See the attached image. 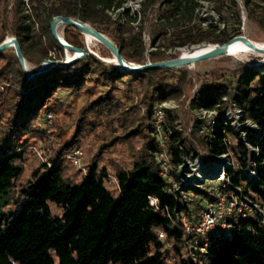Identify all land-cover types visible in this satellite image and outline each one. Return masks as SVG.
<instances>
[{
	"label": "trees",
	"instance_id": "obj_1",
	"mask_svg": "<svg viewBox=\"0 0 264 264\" xmlns=\"http://www.w3.org/2000/svg\"><path fill=\"white\" fill-rule=\"evenodd\" d=\"M6 1L0 0V5ZM205 1L219 18L215 24L204 25L194 0H143L142 12L149 11L153 17L143 20L140 30L134 31L132 18L119 23L106 14L112 7H121L124 0H31L33 20L28 22L21 0H16L10 21L1 17L0 10V44L11 34L27 62L62 60L63 48L53 38L50 24L54 17L63 16L91 25L117 46L126 61L142 65L146 64L144 23L148 24L150 45L156 48L149 54L151 63L165 60V43L170 49H189L201 44L222 45L242 35L235 0ZM243 6L247 18L264 29V0H243ZM68 28L64 40L83 48L67 36ZM7 50L0 53V264H167L169 252H173L176 264H264V226L257 215L248 212L246 216L234 212L230 217L232 236L215 238L206 253L194 252L196 262L191 259L188 241L193 236L186 232L181 218L195 225L207 195L195 190L201 200L193 206L169 191L172 184L161 176L160 165L152 155L158 148L151 138L130 170L115 171L116 196L105 189L107 175L98 173L96 164L89 166L78 185L69 184L62 160L79 139L95 132L97 122L90 120L91 115L99 110L114 115L116 107L111 105L109 91L81 110L74 137L59 144L51 159L53 167L34 170L13 201L11 194L24 173L21 164L25 159V149L17 144V137L32 124L38 125L47 113L68 116L63 105L55 101L56 94L95 97L89 85H115L128 79L151 90V103L162 102L181 96L189 74L176 69L125 74L117 66L87 54L70 66H56L28 81L15 53ZM55 50L58 55L50 57L48 53ZM174 71H179L176 78ZM232 75L236 83L233 90L224 75L211 74L192 105L222 114L234 103L243 110V120L258 126L255 135L243 128L245 138L236 136L229 126H216L215 141L202 145L211 156L233 154L237 167L227 170L229 184L237 189L238 197L245 196L264 207V69L241 66ZM166 114L173 120L169 111ZM31 134L43 139L38 133ZM56 136L61 139L64 132L59 129ZM166 146L173 181H178L182 172H177V165L184 157L199 153L178 131H173ZM251 148L258 150V156L252 155ZM251 162L257 172L254 181L243 174ZM151 199L156 200L155 205L150 204ZM51 206L60 210L59 216H53Z\"/></svg>",
	"mask_w": 264,
	"mask_h": 264
},
{
	"label": "rangeland",
	"instance_id": "obj_2",
	"mask_svg": "<svg viewBox=\"0 0 264 264\" xmlns=\"http://www.w3.org/2000/svg\"><path fill=\"white\" fill-rule=\"evenodd\" d=\"M235 1L237 2L240 12V30L242 35L250 39L252 42L264 43V29L258 27L247 18V12L243 6V0ZM255 1L260 3L263 2V0ZM15 3L16 0H7L5 2V5H7L5 10L3 8V6H5L4 2L1 3L0 10L3 13L1 16L2 18L4 17L7 21L12 19ZM203 9L202 16L206 17V19L212 18L211 22L215 24L219 19L218 16L212 14L213 12L207 5L203 7ZM21 10L22 14L26 16L22 6ZM207 23L209 22H206L204 25ZM222 27L223 25L220 24V28ZM65 30L66 25L64 24H60L57 28V33L63 39L65 36ZM134 31L136 30L134 29ZM142 32L145 36L144 37L142 34V40L146 48V63H148L150 62L149 54L147 52L148 44H150V35L147 23H144ZM67 36H69L72 41L81 45L87 51V54L96 57L108 65L116 66L113 64V57L110 52L98 42L93 41L87 43L85 37L82 34L77 33L76 29L72 27L68 28ZM10 37L13 36L7 34L6 38ZM65 42L67 41L65 40ZM165 48V60L179 56L182 51L179 49L168 48L167 43H165ZM57 52L58 51L56 50L50 51L48 55L54 58L58 55ZM63 52L62 60H65L67 54L64 49ZM7 53L12 54L14 53V50L8 49ZM69 53L71 54V52ZM102 54H105L106 57H101ZM26 63L29 73H33L36 67L40 64L29 63L27 61ZM257 64L260 65L256 67ZM241 66H253L258 70H262L264 69V56L252 52L238 56L227 55L198 61L192 65L180 67L176 70H185L189 74L186 84L182 89L181 96L179 98L169 99L162 102L151 103L149 101L151 98V90H145L138 82L128 79L117 82L115 85H103L98 87L95 85H89L93 93H95V97H74L62 92L56 94L55 101L63 105L68 116H53V114L47 113L41 118L38 125L32 124L26 133L17 137V144H20L25 149V159L21 164L24 173L16 183L11 194L13 201L15 200V197H18L20 188L26 184V182L31 180V175L34 170L41 169L42 166L46 169H51L53 167L51 159L54 158L55 151L59 144L62 140L71 142L74 137L77 124L76 120L79 118L81 110L87 104L95 100L97 96L108 94V91L112 98L111 105L116 107L114 115L110 116L103 110H99L95 115H91L90 120H96L97 122L95 132L88 133L79 139L73 151L67 154L62 160L64 176L69 181L70 185H78L79 180L87 174L89 166L96 164L97 172H103L107 175L104 182L105 189L116 196L117 181L115 178V171L117 169L130 170L134 162L143 155L145 144L150 138L155 141L158 148V151L152 153L154 160H156L157 163L159 162V154L161 152L168 156L167 142L165 148H161L158 146L154 138V112L163 102H171L175 105L174 108L166 110L170 112L173 120H169V118L166 117L167 114L165 112L163 119L164 124L170 128L176 127L177 131L186 138L187 142L189 144L191 142L195 146L200 155L206 156L208 152L205 149L204 144L202 145V143L207 141L205 136L206 133L200 129L201 126L196 122L197 107L192 105V101L198 96L204 85L211 79V74L224 75L228 80V83L231 81L232 90L235 89L236 83L232 74L236 73ZM178 72L179 71H174V78L178 76ZM0 90H2L1 84ZM237 110L242 111L232 103L225 111L227 114L231 113L235 118V121L231 122L230 128L236 136L245 138V134H243V131L240 128L248 126L247 121H244L241 116L240 123L238 122L237 115L240 116L244 114H238ZM148 126H150V128H148ZM59 129L64 132V137L61 139L56 136ZM251 130L253 131V135H255L256 131H254V129ZM31 133H38L40 136L42 135L43 139H40L39 137L33 138L34 135ZM146 133L147 137H145ZM252 153L254 155L256 154L255 151ZM211 163L210 160L207 161V164L210 165ZM228 163L233 165L234 168L237 167L233 154L228 156ZM207 185L214 186L215 183H207L203 188ZM190 198L192 200L190 203L193 206L199 204L201 200V198ZM51 210L53 216H59L61 213L60 210L54 206H51ZM160 238H163L161 234ZM188 247L190 250L189 255L192 259L194 253H191L192 248L190 246ZM166 262L167 264H176L173 252H169L166 255Z\"/></svg>",
	"mask_w": 264,
	"mask_h": 264
},
{
	"label": "built area",
	"instance_id": "obj_3",
	"mask_svg": "<svg viewBox=\"0 0 264 264\" xmlns=\"http://www.w3.org/2000/svg\"><path fill=\"white\" fill-rule=\"evenodd\" d=\"M194 1H196L199 5L197 9L199 16L206 22L211 23L212 18L206 19V17L202 16V12L204 10L203 7L206 5L209 7L210 3L205 0ZM142 3L143 0H124L121 7H112L106 10V14L112 21L119 23H123L128 20V18H132L131 25L136 31H139L140 23L146 18L151 19L153 17V14L149 11L146 14L142 12ZM21 6L23 7V11L26 13V21L28 22L33 20L31 0H21ZM212 14L215 13L213 12ZM155 50L156 48L148 44V54L154 52ZM236 95L239 96L237 92ZM174 107L175 105L171 102H163L155 109L154 112V138L158 146L161 148H165V144L172 135L173 131H177L176 127L170 128L163 122L166 110L172 109ZM237 112L238 114L244 113L243 110H237ZM196 116V122L201 126L200 129L203 132L205 131L204 133H206V140L210 143L215 141L214 130L216 126H223L224 128L228 126L230 127L231 122L235 121V118L231 113L227 114L225 111L224 113L220 114L217 110H205L202 106L197 107ZM241 116L243 118V115H237L239 123ZM219 118H221V120H218ZM244 121H247V129H254V131H256L255 134L259 133V128L255 123L250 120ZM249 124H252L253 126L251 127ZM243 128L240 129L243 131ZM222 131L225 133L224 129ZM243 134H245L244 131ZM251 151L256 152L255 155L252 153L253 156H258L257 149L251 148ZM159 155L160 159L158 164L161 168V176L162 178L166 179L167 182L172 184V187L169 191L175 197L179 196L184 203L191 204L190 202H192V200L190 197L201 198L195 194V190L203 191L207 195V198L203 200L204 208L199 213L198 222L195 225H191L183 216L181 218V221L186 228V232L189 234V236H193L188 241L189 246L192 248V253L196 251L206 253L212 240L215 238H230L233 232V228L230 223V217L234 212H237L242 216H246L247 212L253 213L257 215L264 226V207L254 203L245 196L238 197L234 192V190L237 189L231 187L229 184L227 179V170L234 168V166L228 163L227 154L218 156H211L208 154H206V156L200 154H191L188 157H184L182 159V163L177 165V172H182V174L179 175L178 181H173L172 178L173 166L170 154L167 156L165 153L161 152ZM209 160L212 162L210 165L207 164V161ZM250 164L251 165L249 168L243 171V174L249 181H254L257 178V172L255 170V164L252 162ZM261 166H264V162L261 163ZM211 182L215 183V185H207L205 188H203L205 184ZM224 189H228L230 192L226 194L223 192ZM150 204L155 205L156 200L151 199ZM192 256V259H195L194 262H196L197 256L195 253Z\"/></svg>",
	"mask_w": 264,
	"mask_h": 264
},
{
	"label": "water",
	"instance_id": "obj_4",
	"mask_svg": "<svg viewBox=\"0 0 264 264\" xmlns=\"http://www.w3.org/2000/svg\"><path fill=\"white\" fill-rule=\"evenodd\" d=\"M59 24H64L66 26L72 27L77 29L82 35L83 33L91 34L95 39H97L98 43L104 46L112 55V57L115 59V64L122 73L125 74H135V73H141V72H146L149 70L153 69H178L180 67L184 66H189L192 65L198 61L206 60V59H211L215 57H221L224 56L226 52V47L233 43L236 40H241L245 44H247L252 50L264 54V49L257 48L255 44L248 39L247 37L241 35V36H236L232 38L229 42L218 45V44H201L198 46H191L189 48V51L199 47V46H209L213 45L216 46L215 50L212 52H209L207 54H204L202 56H198L195 58H192L187 61H182L181 57L177 56L173 59H168V60H163V61H158V62H148L146 64H134L126 61L120 54L119 49L117 46L104 34L100 33L93 27H91L89 24H86L84 22H81L77 19L74 18H67L63 16H56L55 18L52 19V22L50 24V30L53 38L58 42V44L65 50V53L67 51L76 53L78 52L79 55L73 58L72 60L68 61L67 56L65 60H43L34 70L33 73H29L27 66H26V60L23 56L22 50L20 48L19 43L14 37L6 38L1 44H0V53L7 50V49H13L14 53L19 61V64L24 72L25 78L28 81H33L36 79L39 75L42 73L56 67V66H70L74 64L75 62L85 58L87 56V51L84 48H79L75 47L67 42L63 43L61 41V38L59 34L57 33V28ZM184 48H181L182 50ZM260 64H257L259 66Z\"/></svg>",
	"mask_w": 264,
	"mask_h": 264
},
{
	"label": "bare ground",
	"instance_id": "obj_5",
	"mask_svg": "<svg viewBox=\"0 0 264 264\" xmlns=\"http://www.w3.org/2000/svg\"><path fill=\"white\" fill-rule=\"evenodd\" d=\"M60 25V24H59ZM58 25V26H59ZM83 36L85 37V40L87 43H91L93 41L95 42H98L97 39H95L91 34H87V33H83ZM61 38V41L63 43H65V40ZM255 46L257 48H261V49H264V43H255ZM216 46H213V45H209V46H199L191 51L189 50H186V49H182L179 57H181V60L184 62V61H187V60H190L192 58H195V57H198V56H202L204 54H207L209 52H212L213 50H215ZM256 53L260 56H264V54H261V53H258L254 50H252L247 44H245L243 41L241 40H236L234 41L233 43H231L230 45H228L226 47V52L224 54V56H227V55H230V56H238V55H242V54H247V53ZM67 54V60L70 61L72 60L73 58H75L76 56L79 55L78 52L76 53H73L71 52V54L69 53V51L66 52ZM113 63L115 64V59L113 58ZM26 66H27V63H26ZM249 126H253L252 124H249Z\"/></svg>",
	"mask_w": 264,
	"mask_h": 264
}]
</instances>
